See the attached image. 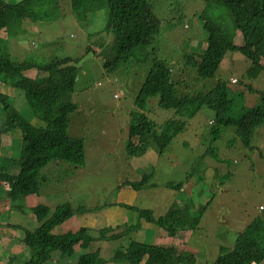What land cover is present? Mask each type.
Masks as SVG:
<instances>
[{
	"label": "rangeland",
	"instance_id": "obj_1",
	"mask_svg": "<svg viewBox=\"0 0 264 264\" xmlns=\"http://www.w3.org/2000/svg\"><path fill=\"white\" fill-rule=\"evenodd\" d=\"M55 1L58 2H48L50 11L44 9L38 15L39 18L49 19L35 22L32 28L21 24L18 32H14L21 34L17 37L0 35L9 42L8 49L16 61L30 59L45 63L55 57L70 56L78 66L75 90L64 89L60 97L79 104L77 111L70 116L68 133L85 140V164L76 168L68 161L50 162L40 173L41 177L48 176L50 179L46 184L42 182L41 191L48 198L51 212L57 205L68 201L75 208L84 205L89 212L74 215L70 223L56 227L54 232L67 230L70 224L77 228L89 225L97 229L99 226L136 222L138 212L118 204L119 201L152 209L155 216H160L171 205L190 200L193 212L205 210L199 228L182 233L178 244H182L185 251L195 254L196 264H213L223 245L232 249L239 231L257 217L264 219V124L256 129L251 142L246 145L245 137L237 136L235 126L222 124L218 136L215 133L212 136L218 112L198 101L191 104L183 102L181 106L187 111L181 113L176 108L161 107L158 96H152L145 108L139 107L136 98L156 58L171 68V78L179 95L206 92L214 88L219 79L227 81L228 95L233 102L230 111H224L222 115L238 117L243 106L250 107L259 102L260 93L256 90L264 92V70L242 51H228L214 76L200 77L197 67L186 64L184 56L191 53L196 60H200L207 47L209 32L204 27L202 14L209 1L150 0L153 12L160 18L159 34L153 43L136 47L130 58L121 61L110 72L104 65L105 59L99 55L112 44L113 34L104 30L109 16L108 2L99 0L103 6L90 11H86L85 7V11L79 12L84 13L81 19L68 3L70 0ZM81 1L85 3V0ZM81 1L76 0L75 4ZM86 5L89 8V3ZM203 17L223 20L227 30H230L232 44H244L242 33L232 26L234 15L225 5L214 2ZM102 30L105 32L97 33ZM28 73L32 77L43 78L48 71L34 67ZM5 79L0 72V92L9 95L13 106L21 110L31 123L46 126L34 114L24 90L12 85L9 82L11 78L9 81ZM138 111L144 112L159 131L169 119L179 128L163 153L154 141H150L152 143L142 156L128 153L129 128ZM5 119L6 113L0 107V124ZM132 141L138 144L139 136H133ZM0 142L4 144L0 158L7 156L13 162L9 179L0 182L4 195L8 188L11 191L20 171L14 161L22 153L21 129L0 132ZM65 168L68 170L64 172ZM54 173L55 179H52ZM145 173H152L150 183H157L156 186L141 190H135L130 185L120 187L124 181L140 180ZM168 182H172L173 187H167ZM179 185H184L185 189L180 191ZM5 200L8 205L9 199ZM43 203L47 201L42 195L19 197L8 207L11 209L15 205L20 208L17 214H22L24 218L16 217L17 214L10 211L2 212L0 264H26L29 252L28 256H23L27 249L20 241L25 235L22 227L34 229L39 226L32 207ZM15 221L22 223L20 229L7 227L6 223ZM142 222L143 227L134 236L136 239H145L146 229L149 242L163 247L170 244L173 237L163 228L147 223L145 219ZM121 242L127 243L125 239ZM116 245L122 244L92 242L86 249L77 245L74 254H62L55 250L47 264H76L82 253L93 252L98 247L103 258L108 259L114 256ZM106 264L126 263L108 261Z\"/></svg>",
	"mask_w": 264,
	"mask_h": 264
},
{
	"label": "trees",
	"instance_id": "obj_2",
	"mask_svg": "<svg viewBox=\"0 0 264 264\" xmlns=\"http://www.w3.org/2000/svg\"><path fill=\"white\" fill-rule=\"evenodd\" d=\"M55 0H0V35L17 37L21 35L18 29L21 24L30 25L41 19L39 14L42 10L50 11L48 2ZM63 2V0H61ZM68 1L72 5L76 16L83 19L85 11L97 9L103 4L99 0H85L75 4L76 0ZM108 7V21L104 30H109L112 36V44L100 51L104 59L106 69L113 72L117 64L126 58H130L132 51L139 45H148L155 41L156 35L160 32V18L153 12L150 0H106ZM207 8L202 14L204 27L208 30L207 48L201 54L200 60L188 53L184 56L186 64H193L198 69L202 78L212 77L216 74L228 51H242L257 65L264 70L261 59L264 56V0H208ZM225 5L234 15L232 26L240 30L245 42L242 46L232 44L230 30L227 25L213 18H204L209 7L214 3ZM89 3V8L86 5ZM68 5V4H67ZM111 8V9H109ZM214 6L212 7L213 10ZM90 9V10H89ZM77 18V17H76ZM31 30V29H28ZM104 30L97 33H103ZM14 33V34H11ZM96 33V34H97ZM9 42L0 38V72L11 78L12 85L23 89L25 98L33 109L34 114L46 123V126H36L26 119L10 101V96L0 92V107L6 113V119L1 121L0 132L10 133L19 128L22 131L23 147L21 156L14 161L18 164L20 171L18 178L11 191L0 188V206H8L15 198L27 197L29 195H42L47 203L33 205L32 211L40 222L34 229H25V235L20 238L26 245V252H29V259L26 264H47L52 258V252L59 250L62 254H74L76 246L86 249L92 242L108 241L119 242L122 245L114 247L115 254L108 259L103 258L101 249L98 247L93 252L82 253L76 264H106L108 261H124L126 264H196L197 258L194 253L185 251L182 244H178L180 235L185 231H195L199 228L205 208L199 213L191 210V203L186 200L170 206L167 212L155 216L152 209L140 208L132 203L117 202L129 209L138 212L137 221L134 223H121L115 226H99L95 229L89 225H81L78 228L71 226L67 230L55 233L56 227H63L76 214L85 215L89 212L84 205L77 208L71 202H64L55 207L51 212L48 206V198L41 191V184L50 180L48 176L41 177V170L50 162L68 161L74 167H81L85 164L86 150L85 140L81 137H74L68 133L70 116L77 111L79 104L70 99H61L64 89L74 91L78 76V66L74 58L55 57L45 63H37L30 59L16 61L9 51ZM156 49L155 47L153 48ZM22 59V58H21ZM195 60V61H193ZM38 67L47 70L43 78L32 77L28 70ZM228 82L219 79L217 85L209 91L198 92L195 95H179L171 78V68L166 62L154 58L153 66L141 86L136 102L140 108L152 96H158L159 105L163 108H176L178 112L184 113L186 107L181 106L183 102L189 104L198 101L217 110V123L214 131L216 136L220 133L221 125L235 126L237 136L245 137V144L249 145L256 129L264 124V92L259 91L260 100L253 106H243L242 113L237 117L223 116L224 111H230L233 100L228 95ZM251 90L253 88L249 86ZM135 120L129 128V143L127 151L129 154L142 156L146 153L150 141H154L161 147L160 153L168 146L173 135L179 132L172 119L157 126L149 121L144 112L138 111L134 114ZM160 133V134H159ZM133 136H139V143L132 141ZM214 139L216 137H213ZM4 144L0 142V151ZM4 153V152H2ZM0 152V156H1ZM13 162L6 156L0 158V182L9 179ZM68 168L64 169V172ZM149 174V175H148ZM58 178L60 175L57 176ZM55 179V173L51 177ZM152 173H145L138 181H124L120 187L130 185L135 190H141L148 186H156L157 183H150ZM180 184H185L180 182ZM178 186L180 191L185 189L184 185ZM173 187L172 182L166 184ZM9 199V204L6 203ZM13 214L21 210L15 205L9 209ZM22 214H17L16 217ZM14 217V218H16ZM13 218V219H14ZM24 218V217H23ZM145 219L163 228L173 239L166 247L160 246L147 240L148 232L145 229L146 238L136 239L137 232L141 230ZM145 222V223H146ZM22 223L10 222L7 225L13 228H21ZM22 230V229H21ZM153 235V234H152ZM151 235V240H152ZM15 237V236H14ZM125 239L127 243L121 242ZM130 239V240H129ZM264 261V219L255 218L244 229L239 231L235 246L228 249L221 247V252L213 264H260Z\"/></svg>",
	"mask_w": 264,
	"mask_h": 264
},
{
	"label": "crops",
	"instance_id": "obj_3",
	"mask_svg": "<svg viewBox=\"0 0 264 264\" xmlns=\"http://www.w3.org/2000/svg\"><path fill=\"white\" fill-rule=\"evenodd\" d=\"M2 205L0 206V216H1V214H2V212L3 211H9V207H6L5 209H2ZM8 223H10V222H8ZM8 223H6V225L8 224ZM68 223H70V222H68ZM7 227L9 228V226L7 225ZM69 227H71V224H70V226ZM1 230H2V227H1V225H0V233H1ZM13 231H15V229L13 230ZM19 231V234L21 233V231L20 230H18ZM21 237V236H20ZM15 246L17 245V244H14ZM13 245V246H14ZM1 247H2V244H0V249H1Z\"/></svg>",
	"mask_w": 264,
	"mask_h": 264
},
{
	"label": "clouds",
	"instance_id": "obj_4",
	"mask_svg": "<svg viewBox=\"0 0 264 264\" xmlns=\"http://www.w3.org/2000/svg\"><path fill=\"white\" fill-rule=\"evenodd\" d=\"M239 31H240V30H239ZM240 32H241V31H240ZM242 35H243V34H242ZM206 48H207V47H206ZM204 50H205V49H204ZM263 59H264V56H263L262 59H261V62H260L261 65L264 64V63H263ZM258 66H259V65H258ZM227 84H228V83H227ZM251 87H252V86H251ZM250 90H251V89H250ZM256 91L259 92L260 90H256ZM8 191H9V188H8ZM6 207H8V206H6ZM6 207H2V209H5ZM106 259H107V258H106Z\"/></svg>",
	"mask_w": 264,
	"mask_h": 264
}]
</instances>
